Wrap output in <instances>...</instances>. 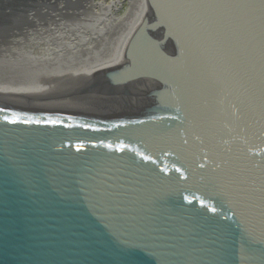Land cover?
<instances>
[{
    "label": "water",
    "instance_id": "1",
    "mask_svg": "<svg viewBox=\"0 0 264 264\" xmlns=\"http://www.w3.org/2000/svg\"><path fill=\"white\" fill-rule=\"evenodd\" d=\"M0 264H264V0H141L0 77Z\"/></svg>",
    "mask_w": 264,
    "mask_h": 264
},
{
    "label": "bare ground",
    "instance_id": "2",
    "mask_svg": "<svg viewBox=\"0 0 264 264\" xmlns=\"http://www.w3.org/2000/svg\"><path fill=\"white\" fill-rule=\"evenodd\" d=\"M141 0H37L0 33V77H28L69 65L115 41ZM19 14V13H18Z\"/></svg>",
    "mask_w": 264,
    "mask_h": 264
},
{
    "label": "rangeland",
    "instance_id": "3",
    "mask_svg": "<svg viewBox=\"0 0 264 264\" xmlns=\"http://www.w3.org/2000/svg\"><path fill=\"white\" fill-rule=\"evenodd\" d=\"M26 1H29L32 4H35L37 2V0H26ZM20 13L22 12H19V14L15 13L13 12L12 8L6 7L0 4V17H3L6 20H9V19L18 20L20 18Z\"/></svg>",
    "mask_w": 264,
    "mask_h": 264
}]
</instances>
